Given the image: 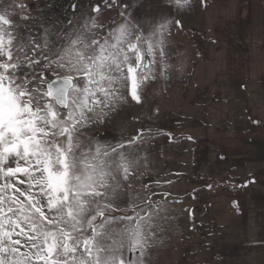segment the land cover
<instances>
[{"label": "snow or ice", "instance_id": "1", "mask_svg": "<svg viewBox=\"0 0 264 264\" xmlns=\"http://www.w3.org/2000/svg\"><path fill=\"white\" fill-rule=\"evenodd\" d=\"M25 7L0 3V264H146L165 205L117 203L140 134L108 145L85 129L140 103L157 64L165 76L170 21L105 32L93 16L59 42L20 30L10 16Z\"/></svg>", "mask_w": 264, "mask_h": 264}, {"label": "rangeland", "instance_id": "2", "mask_svg": "<svg viewBox=\"0 0 264 264\" xmlns=\"http://www.w3.org/2000/svg\"><path fill=\"white\" fill-rule=\"evenodd\" d=\"M231 2L188 0L177 8L173 0H0L26 6L10 16L22 25V32L47 33L49 40L59 37V42L93 16L105 32L125 18L146 28L170 21L165 34L169 66L165 76L157 64V78L143 88L140 103L129 97L102 122L85 129L87 135L108 145L140 134L133 152L137 164L125 182L131 188L117 203L121 208L130 202L144 207L140 202L145 193L154 192L151 200L165 205L156 219L159 231L146 264L208 262L214 242L212 224L203 225L208 223L210 204L189 201L186 194L209 189L226 197L228 185L220 186L221 180L216 179L221 172L222 177H230L234 165L235 175L245 178L248 169L239 164L242 157L264 163V39L242 40L237 29L244 26V18ZM97 6L98 13L93 11ZM249 10L252 14L247 8L246 13ZM21 13L30 18L21 19ZM219 154L230 158L229 163L208 166L207 159ZM254 168L262 169L255 179L245 178L239 187H228L238 195L244 192L240 199L245 208L261 198L250 183H264V164Z\"/></svg>", "mask_w": 264, "mask_h": 264}, {"label": "crops", "instance_id": "3", "mask_svg": "<svg viewBox=\"0 0 264 264\" xmlns=\"http://www.w3.org/2000/svg\"><path fill=\"white\" fill-rule=\"evenodd\" d=\"M232 8L236 7L237 15L242 13L244 18L241 30H238L239 36L243 41L263 40L264 39V0H231ZM251 9L246 13L245 9ZM242 34V36L240 35ZM247 46V43L246 45ZM230 158L225 155H217L214 160L207 159L208 166H222L229 163ZM239 164L246 166L248 176L255 179L260 170H253L254 167L262 168L264 163L242 157ZM240 165V166H241ZM239 167V166H238ZM252 169V170H251ZM238 170L234 165L231 167L230 177L223 176L222 172L216 177L220 181V186L226 184V197L213 195L212 191L205 190V193L189 192L186 198L189 201L202 200L210 204V211L206 213L208 224H212L213 233L212 255L210 260L202 264H264V183H250L251 190L259 189L261 198L253 200V207H243V199L236 190H229L228 187H239L245 178L235 175ZM258 179V178H256ZM256 181V180H255ZM258 183V187L255 186ZM261 183V182H260ZM228 189V190H227ZM236 192V193H233ZM250 192H245L249 195ZM254 194V193H253ZM251 193V196L253 195ZM202 196V197H201ZM243 196V195H242ZM246 196V195H245ZM208 209V210H209ZM211 217V219H210ZM203 224V223H202ZM201 224V226H202Z\"/></svg>", "mask_w": 264, "mask_h": 264}]
</instances>
